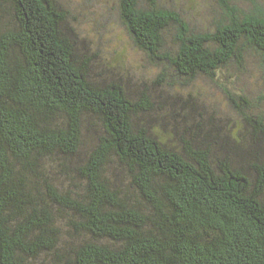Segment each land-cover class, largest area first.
<instances>
[{
	"label": "trees",
	"instance_id": "1",
	"mask_svg": "<svg viewBox=\"0 0 264 264\" xmlns=\"http://www.w3.org/2000/svg\"><path fill=\"white\" fill-rule=\"evenodd\" d=\"M242 1L200 28L118 0L157 68L135 85L61 0H0V264H264V91L232 87L261 84L264 4ZM200 78L230 122L188 91Z\"/></svg>",
	"mask_w": 264,
	"mask_h": 264
},
{
	"label": "rangeland",
	"instance_id": "2",
	"mask_svg": "<svg viewBox=\"0 0 264 264\" xmlns=\"http://www.w3.org/2000/svg\"><path fill=\"white\" fill-rule=\"evenodd\" d=\"M177 7L181 8L185 16L196 27L211 28L212 20L220 11L218 0H169ZM67 9L77 17L79 29L87 38L91 50L98 48L102 51V56L106 63L112 67L113 71L121 76L128 75L135 85L141 82L152 83L158 78L157 68L147 55L138 49L129 37L125 26L120 18L118 0H61ZM264 4V0H260ZM246 3L242 1V5ZM254 63H250L253 67ZM109 71L106 70L105 74ZM248 78V81L238 77L233 81L232 87H248L250 92L264 91V73L259 75L261 84L256 79ZM162 79H166L163 78ZM174 80L169 76L165 80L161 91L166 87V81ZM231 82V81H229ZM248 84V86L244 85ZM160 88V86L158 87ZM220 89V90H219ZM216 88L215 84L206 78H200L194 85L188 88L201 106L211 110V113L219 119L228 120L234 118V111L221 88Z\"/></svg>",
	"mask_w": 264,
	"mask_h": 264
}]
</instances>
